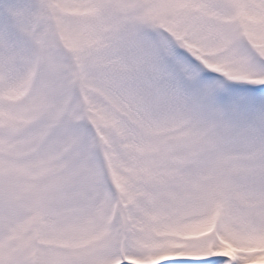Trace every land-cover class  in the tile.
I'll list each match as a JSON object with an SVG mask.
<instances>
[{"label":"snow or ice","instance_id":"snow-or-ice-1","mask_svg":"<svg viewBox=\"0 0 264 264\" xmlns=\"http://www.w3.org/2000/svg\"><path fill=\"white\" fill-rule=\"evenodd\" d=\"M0 264H264V0H0Z\"/></svg>","mask_w":264,"mask_h":264}]
</instances>
